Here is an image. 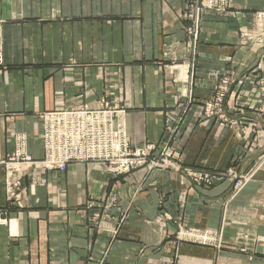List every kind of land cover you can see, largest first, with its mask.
Here are the masks:
<instances>
[{"label": "crops", "instance_id": "obj_1", "mask_svg": "<svg viewBox=\"0 0 264 264\" xmlns=\"http://www.w3.org/2000/svg\"><path fill=\"white\" fill-rule=\"evenodd\" d=\"M185 3L0 0V160L16 153L18 133L42 159L41 115L104 96L126 109L134 143L163 141L181 94H193L173 146L181 169L117 176L93 162L65 171L0 164V264H264V40L242 36L264 0L205 11L198 41ZM225 80L219 115L204 117ZM236 157L247 174L237 190L231 176L198 181L185 171L213 174ZM13 177L19 201L7 196ZM239 230L253 236L252 257L228 246Z\"/></svg>", "mask_w": 264, "mask_h": 264}, {"label": "built area", "instance_id": "obj_2", "mask_svg": "<svg viewBox=\"0 0 264 264\" xmlns=\"http://www.w3.org/2000/svg\"><path fill=\"white\" fill-rule=\"evenodd\" d=\"M233 0H186L184 14L193 21L190 31L194 41H198V32L201 26L202 14L205 11L226 12L232 6ZM243 39L264 40V14H260L253 34L243 31ZM196 43L194 42V45ZM3 64V54L0 47V65ZM191 83V81H190ZM220 87L216 96L206 102L204 116L212 117L221 111L227 93L228 81ZM264 85V81H262ZM263 90V89H262ZM264 92V90H263ZM179 106L183 110L171 114L167 120V136L163 141L156 143H134L127 132L126 109L108 100L106 96L99 100V106L92 107L84 104L61 110L45 112L41 115L43 121L42 146L44 157L40 160L33 158L26 149V135L16 134V153L8 159L0 160L9 172H17L22 164L37 163L45 169L65 171L71 164L93 162L105 166L117 176H127L130 173L146 169L176 168L181 166L176 161V153L171 146V137L177 134L191 106L193 94L190 88L181 94ZM189 106V107H190ZM184 117V118H185ZM169 136V138H168ZM196 180H203L195 171L186 172ZM243 185V180L238 181L237 187ZM19 178H8L6 185L7 196L10 200L21 198ZM0 223H6L1 216ZM186 233L185 235L192 234ZM204 242L214 240L209 233ZM202 235V232H201ZM200 235V236H201Z\"/></svg>", "mask_w": 264, "mask_h": 264}, {"label": "rangeland", "instance_id": "obj_3", "mask_svg": "<svg viewBox=\"0 0 264 264\" xmlns=\"http://www.w3.org/2000/svg\"><path fill=\"white\" fill-rule=\"evenodd\" d=\"M204 104H205V108H204V112H205L206 103H204ZM189 106H187L188 109H189ZM222 106H223V104H222ZM180 111L181 112H179V113H180V116H181L182 113H183V110H180ZM204 114H206V113H204ZM216 115H219V112H218V114H215L214 116H216ZM184 117H183V120L181 122H184V119H185ZM204 117H206V116H204ZM207 118H209V117H207ZM181 126H180V128H181ZM180 130L181 129L178 130L177 134H175L174 137L173 136L171 137V139H173L172 141H170V143H171L170 145L171 146H177L176 145L177 144L176 141H177V137L179 136L178 134H179ZM168 138H169V136H168ZM176 157H177V155H176ZM176 160H178V159L176 158ZM187 170L193 171L190 168H185L186 172H187ZM194 171L196 173H199L200 176L202 178H204V179L205 178H209L211 175H214L215 173H216L215 175H218L220 178L221 177H226V176H231L235 180V185H234V189L235 190H237V188H238L237 187L238 181L239 180H243L242 176H244V177L247 176V174L245 172H243L242 169H241L240 158L239 157L234 158L232 160V162H231V165L226 170H219L218 172H214L213 174H212V172L203 171V170L202 171L194 170ZM116 199H117L116 196H114V195L110 196L109 199H108L109 200L108 203L105 204L106 205L105 207L108 208V207L114 206L115 203H116ZM19 200L20 199L14 200V201H19ZM112 231H114V230H112ZM190 232H192V231L189 230V229H186L185 231L182 232V234H186V233H190ZM201 232H202L201 239L204 241V240L207 239V237H206L207 236V234H206L207 232L203 231V230ZM212 233H213L214 237L217 238V240L219 242V240H220L219 232H217V235L215 234V232H212ZM235 238L237 240V241L235 240V242H236L235 245H233V246H230L231 244L228 245L230 247V249L235 250L237 252H243V253L249 254L251 257L255 254L254 240L252 239L253 236L247 230H239V231H237L236 235H235ZM207 242H209V241H207Z\"/></svg>", "mask_w": 264, "mask_h": 264}]
</instances>
